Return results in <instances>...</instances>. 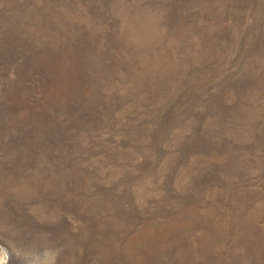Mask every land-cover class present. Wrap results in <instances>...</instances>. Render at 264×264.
I'll use <instances>...</instances> for the list:
<instances>
[{
    "label": "rangeland",
    "instance_id": "obj_1",
    "mask_svg": "<svg viewBox=\"0 0 264 264\" xmlns=\"http://www.w3.org/2000/svg\"><path fill=\"white\" fill-rule=\"evenodd\" d=\"M9 264H264V0H0Z\"/></svg>",
    "mask_w": 264,
    "mask_h": 264
},
{
    "label": "bare ground",
    "instance_id": "obj_2",
    "mask_svg": "<svg viewBox=\"0 0 264 264\" xmlns=\"http://www.w3.org/2000/svg\"><path fill=\"white\" fill-rule=\"evenodd\" d=\"M6 250L0 245V264H9Z\"/></svg>",
    "mask_w": 264,
    "mask_h": 264
}]
</instances>
